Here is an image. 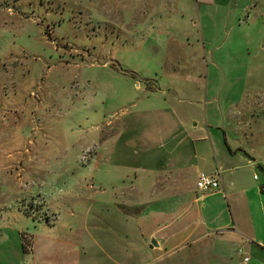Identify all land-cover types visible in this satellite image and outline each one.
<instances>
[{"label":"rangeland","instance_id":"rangeland-1","mask_svg":"<svg viewBox=\"0 0 264 264\" xmlns=\"http://www.w3.org/2000/svg\"><path fill=\"white\" fill-rule=\"evenodd\" d=\"M206 118L224 150L223 129L264 151V0H0V214L34 232L55 213L54 238L84 235L81 264H227L215 242L151 250L135 217L183 222L185 188L150 186Z\"/></svg>","mask_w":264,"mask_h":264},{"label":"crops","instance_id":"crops-1","mask_svg":"<svg viewBox=\"0 0 264 264\" xmlns=\"http://www.w3.org/2000/svg\"><path fill=\"white\" fill-rule=\"evenodd\" d=\"M233 103L235 102L230 103V107L239 106V102L232 106ZM235 117L236 115H227L224 121L227 122V127L229 118L236 119L237 122H231L237 125L239 122L245 124L242 117ZM197 125L194 128L198 127V130L190 133L189 142L184 146L182 145L185 137L178 139L181 135L177 130L162 135L157 133L158 136L154 138L159 144L154 150L158 155L162 153L160 151L164 149L166 141L175 138L178 141L174 143L173 150L165 151L167 159L163 160L160 168L165 173L155 177L158 180H154L150 186L149 194L153 198L158 190L164 192L165 188H173V191L169 190L173 194L175 188H185L181 190L183 201L171 209L172 215H175L173 226L179 220L184 223L175 224L176 226L170 228L172 225L162 220L158 223L160 227L146 233L137 220V216L149 213L146 209L135 216L140 234L142 237H155L156 245L152 244L151 250L156 249L163 254L192 243L206 242V245H214L215 242L220 247H217L218 255L215 256L226 259L227 264H236L239 250L242 258L238 264H264V151L256 153L253 149L248 152L244 146L230 147L226 143V131L223 129L222 138L226 145L224 150L219 143L220 134L214 133L213 125L208 124L207 118L201 125ZM242 132H236V138L241 141L243 135H246L244 130ZM201 133L204 135H200ZM216 139L219 148L214 146ZM207 140L209 144L206 143ZM243 144L245 145L244 142ZM203 173L215 175L218 187L209 191L199 190L196 180L198 175ZM164 178L166 179L163 180ZM132 193L130 190L131 198L139 197L138 189L135 194ZM114 198L117 199L118 195ZM126 203L128 208L120 207L125 213H132L133 201ZM162 213L164 214L163 211ZM155 214L160 215L159 211ZM18 215L17 219L20 221L21 216ZM68 215L74 217L76 214L71 211ZM14 216L15 214H0V260H7L5 264H81L84 235H81L80 240L77 236L71 239L54 238L52 232L60 219L55 213L52 214L53 218L45 219L44 224L47 226L41 225V228H37L34 224V232H29L26 225H17ZM29 216L32 219L36 217L33 212ZM22 235L29 237L30 246L27 243L26 250L22 247ZM170 241H174L173 245L166 247ZM228 248L234 249L231 252ZM26 252L30 253L29 261L24 259L29 254ZM244 257L248 260L244 261Z\"/></svg>","mask_w":264,"mask_h":264},{"label":"built area","instance_id":"built-area-1","mask_svg":"<svg viewBox=\"0 0 264 264\" xmlns=\"http://www.w3.org/2000/svg\"><path fill=\"white\" fill-rule=\"evenodd\" d=\"M196 186L201 191H209L218 187V179L215 175L199 174L196 180ZM241 253V251H238ZM248 258L244 257V261Z\"/></svg>","mask_w":264,"mask_h":264},{"label":"trees","instance_id":"trees-1","mask_svg":"<svg viewBox=\"0 0 264 264\" xmlns=\"http://www.w3.org/2000/svg\"><path fill=\"white\" fill-rule=\"evenodd\" d=\"M22 239H23L22 247H23L24 250H26V249H28L27 246L28 245L30 246L29 237L27 238L26 236L22 235ZM27 243H28V245H27Z\"/></svg>","mask_w":264,"mask_h":264},{"label":"water","instance_id":"water-1","mask_svg":"<svg viewBox=\"0 0 264 264\" xmlns=\"http://www.w3.org/2000/svg\"><path fill=\"white\" fill-rule=\"evenodd\" d=\"M103 62H105V60H103ZM152 244L156 245V243H155V241H154V240H151L150 247L152 246Z\"/></svg>","mask_w":264,"mask_h":264}]
</instances>
